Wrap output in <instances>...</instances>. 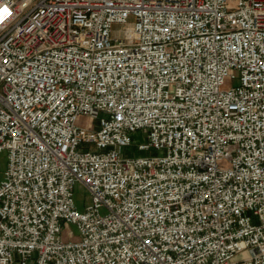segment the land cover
<instances>
[{"label": "built area", "instance_id": "obj_1", "mask_svg": "<svg viewBox=\"0 0 264 264\" xmlns=\"http://www.w3.org/2000/svg\"><path fill=\"white\" fill-rule=\"evenodd\" d=\"M3 151L0 264H264V0H0Z\"/></svg>", "mask_w": 264, "mask_h": 264}, {"label": "rangeland", "instance_id": "obj_2", "mask_svg": "<svg viewBox=\"0 0 264 264\" xmlns=\"http://www.w3.org/2000/svg\"><path fill=\"white\" fill-rule=\"evenodd\" d=\"M81 125H84L86 123V120H80L79 122ZM132 139V145L131 147L122 149L121 157H141V156H157L162 155V152L150 150L149 152L146 151H140L138 150V146L141 144H146V132L145 131H138L135 134L131 136ZM7 165V152L3 151L0 152V180L2 179L3 172L6 169ZM74 203L75 206L79 211H83L85 206L88 204V194L86 191L79 186H75L74 188ZM69 229L72 231L74 236L78 235V232L74 226H70ZM244 256V254L238 255L235 257V260L241 259Z\"/></svg>", "mask_w": 264, "mask_h": 264}]
</instances>
